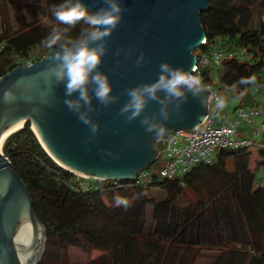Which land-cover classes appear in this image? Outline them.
Returning a JSON list of instances; mask_svg holds the SVG:
<instances>
[{
    "label": "trees",
    "instance_id": "1",
    "mask_svg": "<svg viewBox=\"0 0 264 264\" xmlns=\"http://www.w3.org/2000/svg\"><path fill=\"white\" fill-rule=\"evenodd\" d=\"M71 0H0L11 13V26L0 24V77L41 60L49 48L41 42L53 33L78 37L83 21L69 28L51 11ZM52 23H46V17ZM205 41L193 53L205 55L203 81L226 60L238 107H257L241 77L255 76L264 87V0H209L200 14ZM3 32V33H2ZM52 49L59 50V46ZM221 54L215 65L213 54ZM242 57V58H241ZM264 122V121H263ZM157 147V146H156ZM221 149L208 163L172 178L151 166L133 181L90 180L55 163L25 126L6 138L3 154L26 185L36 218L47 236L37 264L68 263L66 250L78 247L100 254L83 264H264V148ZM155 163H153L154 165ZM128 205H117L116 198Z\"/></svg>",
    "mask_w": 264,
    "mask_h": 264
},
{
    "label": "water",
    "instance_id": "2",
    "mask_svg": "<svg viewBox=\"0 0 264 264\" xmlns=\"http://www.w3.org/2000/svg\"><path fill=\"white\" fill-rule=\"evenodd\" d=\"M81 2L90 13L106 6L103 0ZM119 3L126 11L106 39L107 51L99 67L109 78L112 94L119 99L104 107L93 96L95 110L89 115L98 125L94 135L90 126L64 104V82L57 83L48 72L54 66L52 54L59 50L51 49L41 60L0 77V264H37L47 242L44 227L33 213L29 191L2 151L6 138L27 122L49 157L55 162L47 151L68 167L65 170L102 181H133L157 161L158 139L176 129L196 127L207 114L210 94L206 89L199 97L188 93L178 113L175 105H169L167 121H159L161 106L157 102L148 103L142 116H156L165 129L162 136L147 132L140 122L142 116L127 121L120 109L128 100L125 89L155 82L161 63L192 70L198 62L193 51L205 40L200 14L208 10L209 0ZM141 54L142 66L137 67L135 61ZM159 95L163 97L164 93Z\"/></svg>",
    "mask_w": 264,
    "mask_h": 264
},
{
    "label": "clouds",
    "instance_id": "3",
    "mask_svg": "<svg viewBox=\"0 0 264 264\" xmlns=\"http://www.w3.org/2000/svg\"><path fill=\"white\" fill-rule=\"evenodd\" d=\"M103 3L106 6L91 13L81 0L54 7L51 11L55 19L60 24L68 26L62 30L64 34L80 21L89 27H82L78 37L74 39H62L61 32L54 29L53 33L41 42L49 49L59 46V51L52 54L54 66L48 72L57 83L64 82L66 97L64 104L77 114L83 124L90 126L93 135L98 131V125L92 122L89 115L95 110L92 104L93 96L104 107L115 104L119 99L112 94L109 78L99 70V67L107 51L106 39L117 28L122 13L126 11L119 0H103ZM143 59V54L137 58L135 61L137 67L142 66ZM159 70L160 74L155 82L125 89L128 100L120 109V115L127 121L141 117L150 101H155L161 106L157 114L161 118L159 121H167L170 118L169 105H175L178 113L181 105L187 102L188 93L193 97H199L205 91L201 79L192 74L195 69L186 71L163 62L159 65ZM238 83L255 85L256 78L241 77ZM90 86L92 95L89 94ZM161 92L164 93L163 97L159 95ZM74 93H78L75 99L68 98ZM224 106V99L217 98L216 107L223 109ZM159 121L156 116L143 115L140 122L147 132L162 136L165 129L160 126ZM128 203L125 198H116L117 205L127 206Z\"/></svg>",
    "mask_w": 264,
    "mask_h": 264
},
{
    "label": "built area",
    "instance_id": "4",
    "mask_svg": "<svg viewBox=\"0 0 264 264\" xmlns=\"http://www.w3.org/2000/svg\"><path fill=\"white\" fill-rule=\"evenodd\" d=\"M213 58L215 65H219L221 54L214 53ZM208 64V58L202 55L192 68L195 69L192 74L201 79L204 89L210 94L208 110L204 119L192 129H176L155 143L156 146L157 144L161 145L160 149L156 148L158 150L157 161L161 159L158 173L162 177L180 176L195 165L211 162L218 150L221 149L264 148V122L260 126H254L250 138H243L238 135L241 124L250 125L254 118L261 115L264 117V91L258 86L252 85L250 93L258 102V106L238 107L235 116L227 120L226 106L228 100L225 101L223 109H218L216 107L217 98H220L218 91L214 90L210 83L203 81L201 67ZM223 88L229 92L230 97H233L235 90L231 86L223 85ZM83 178L93 180V178Z\"/></svg>",
    "mask_w": 264,
    "mask_h": 264
},
{
    "label": "rangeland",
    "instance_id": "5",
    "mask_svg": "<svg viewBox=\"0 0 264 264\" xmlns=\"http://www.w3.org/2000/svg\"><path fill=\"white\" fill-rule=\"evenodd\" d=\"M11 20H12L11 13L8 7L5 5H1L0 6V24L3 29V32L11 26ZM44 21L46 23H52L53 18L48 16L44 19ZM225 65H226V60H224L219 70L217 71L215 70L214 72H212V76H211L212 82L210 83V85L212 86L214 90L218 91V95L220 98H223L224 101L228 100L227 106H226V114H227V120H229L233 118V116H235V111H236L235 106L238 103V99L237 97H235V94H237L235 90V86L229 82V75L225 72ZM223 85H229L235 90L233 91V97H230L229 92H226L224 90ZM262 90L264 91V87L262 88ZM229 97L230 99H228ZM263 121H264V117L261 115V116L254 118L252 124L250 125L241 124L238 135H240L243 138L245 137L250 138L251 134H253L254 126H260L263 123ZM157 148L160 149L161 145L157 144ZM256 152H257V149L252 150V155H251L252 160L255 159L257 155ZM160 165H161V159L156 161L154 165L151 164L150 166L154 172L158 173ZM257 178H261L264 182V168H261L257 172ZM212 253L213 252L204 251L202 253L201 258L199 259V263L209 264L210 256ZM99 254L100 253L98 251H95V250L85 251L78 247H69L66 250L67 261L68 263H73V264L88 263L91 259L95 258Z\"/></svg>",
    "mask_w": 264,
    "mask_h": 264
},
{
    "label": "bare ground",
    "instance_id": "6",
    "mask_svg": "<svg viewBox=\"0 0 264 264\" xmlns=\"http://www.w3.org/2000/svg\"><path fill=\"white\" fill-rule=\"evenodd\" d=\"M23 121H20V122H18V123H22ZM32 127H33V129L37 132V130L34 128V126H33V124H32ZM49 154H50V156L55 160V162L57 163V164H59L60 166H62L63 168H68V167H66L64 164H62L60 161H58L57 159H55V157L49 152V151H47ZM73 171V170H72ZM73 172H75V174L77 175V176H80V177H87L88 175H86V174H83V173H80V172H77V171H73Z\"/></svg>",
    "mask_w": 264,
    "mask_h": 264
}]
</instances>
